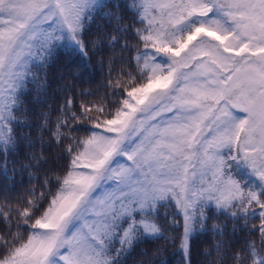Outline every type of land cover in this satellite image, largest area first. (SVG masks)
I'll use <instances>...</instances> for the list:
<instances>
[{
  "label": "snow or ice",
  "instance_id": "6c2138e0",
  "mask_svg": "<svg viewBox=\"0 0 264 264\" xmlns=\"http://www.w3.org/2000/svg\"><path fill=\"white\" fill-rule=\"evenodd\" d=\"M107 7L106 0H0L5 174L7 157L31 141L18 138L16 126L25 123L26 88L39 79L33 68H46L59 51L87 58L106 45L110 53L104 95L81 100L78 110L67 97L54 126L40 113L38 127L51 132L68 166L45 171L42 182L29 172L39 187L15 202L0 194V264H123L143 239H178L190 264V241L209 230L211 209L233 222L232 234L240 221L249 237L258 234L232 252L233 264H264V0H131L124 5L131 24L105 13L113 34L86 41ZM98 63L103 68V56ZM27 159L22 167L37 172L48 162L43 150ZM172 202L169 226L182 217L178 237L157 220ZM226 228L213 223L211 231L224 236ZM226 244H216L218 257L231 252Z\"/></svg>",
  "mask_w": 264,
  "mask_h": 264
},
{
  "label": "trees",
  "instance_id": "16d2710c",
  "mask_svg": "<svg viewBox=\"0 0 264 264\" xmlns=\"http://www.w3.org/2000/svg\"><path fill=\"white\" fill-rule=\"evenodd\" d=\"M106 3L109 4V7L103 9L101 14L95 16L94 20L89 24L86 41L104 39L106 36L113 34L112 29L115 24L110 23L111 17L102 18L105 13L118 12L124 16L123 24L132 23V13L124 8V5L130 4L131 0H106ZM115 4H120L121 7L119 9L113 7L112 5ZM117 53L119 54V49H117ZM108 55L110 53L106 45L103 51H97L95 54L90 51L87 58L59 51L46 68H33V72L37 73L39 79L36 83H29L26 88L25 103L22 108V111L24 109L27 110L25 123L16 126L18 138L30 136L31 141L21 140L15 153L7 157L9 170L5 174L0 169V194L6 193L15 202L17 197L25 196L27 190L33 185L39 187L34 179L30 183L29 172H36L41 182L45 171L55 170L63 174V171L68 166V158L62 149L56 147L54 141H51V132L48 130L42 131L38 127L42 123L40 113H49L53 121L52 126H54L55 119L60 114V106L67 97L71 96L73 98L75 107L78 110L81 100L87 103L104 95L106 91L104 85L108 79ZM101 56L105 59L103 68L98 63ZM119 65L120 61L116 60L113 77H115L116 71H119ZM41 81H46L43 89L39 86ZM85 91L92 92L94 95H80V93ZM17 115L19 116L20 113H17ZM77 134L84 135L83 132ZM41 138L43 139V144L41 143ZM30 142L32 146H29ZM42 150L48 162L42 164L39 172L35 168L25 169L22 167V165L29 163L28 156L33 153L39 154ZM4 162V156L0 154V164ZM51 174V171H49V175ZM21 206H23L22 202ZM176 212L177 209L174 202L168 207L161 206L158 209L157 220L167 228V234L172 237H178L182 231V217L178 214L176 219L180 221V224L175 227L169 226L170 220ZM209 215L211 216V219L207 222L209 230L195 234L190 241V264H219L220 257L223 258L224 264H233L230 259L231 254L243 246L245 239H259L258 234L251 237L248 236V231L244 227L243 221L235 225L236 232L232 234L233 222L230 219H227L224 215H217L215 209L209 210ZM213 223L227 225V234L224 236L214 235L211 231ZM251 223L258 224L259 221L255 220ZM4 227V224L0 222V233H3ZM249 227H251V224ZM221 240L227 242L226 247H230L231 252H224L222 249L220 257H218L216 244ZM183 262V253L180 250L178 239H143L123 259V264H183Z\"/></svg>",
  "mask_w": 264,
  "mask_h": 264
}]
</instances>
